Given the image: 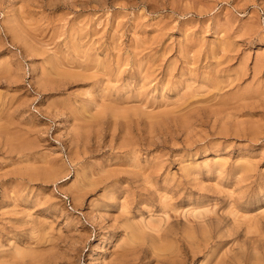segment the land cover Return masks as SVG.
Wrapping results in <instances>:
<instances>
[{
  "label": "rangeland",
  "instance_id": "rangeland-1",
  "mask_svg": "<svg viewBox=\"0 0 264 264\" xmlns=\"http://www.w3.org/2000/svg\"><path fill=\"white\" fill-rule=\"evenodd\" d=\"M0 65V264H264V0H0Z\"/></svg>",
  "mask_w": 264,
  "mask_h": 264
},
{
  "label": "bare ground",
  "instance_id": "bare-ground-1",
  "mask_svg": "<svg viewBox=\"0 0 264 264\" xmlns=\"http://www.w3.org/2000/svg\"><path fill=\"white\" fill-rule=\"evenodd\" d=\"M7 60H9L8 58H7ZM10 61V60H9ZM2 64H4V63H1V65ZM10 65H11V63H9ZM1 65H0V67H1ZM5 66H6V61H5V64H4ZM8 65V64H7ZM5 66H3V67H5ZM9 66V65H8ZM5 69H6V67H5ZM4 68L2 69V70H5ZM8 69V68H7ZM10 70H11V67H10ZM1 71V70H0ZM8 71V70H7ZM7 71H5L6 73H7ZM4 75V74H3ZM6 78L7 77H9V75L7 74L6 76H5ZM11 82V81H10ZM1 129H3V127L1 126ZM0 129V130H1ZM2 131V130H1ZM5 131H6V129H5ZM3 132V131H2ZM9 132V131H8ZM8 132L6 133V134H8ZM10 133V132H9ZM3 134V133H2ZM1 135V134H0ZM10 135L12 136V134L10 133ZM9 136V135H8ZM10 136V137H11ZM14 137L12 136V139H13ZM2 139V138H1ZM3 140V139H2ZM5 143V142H4ZM7 143V142H6ZM8 143H9V141H8ZM14 143V142H13ZM10 147H11V145H10ZM192 231V230H191ZM189 232V231H188ZM194 232V231H193ZM186 234H187V232H186ZM191 234V233H190ZM194 239H195V237H194ZM196 239H198V238H196ZM199 240V239H198ZM196 242H197V240H196ZM199 244V243H198ZM200 247V246H199ZM198 247V248H199ZM255 263V262H254Z\"/></svg>",
  "mask_w": 264,
  "mask_h": 264
}]
</instances>
